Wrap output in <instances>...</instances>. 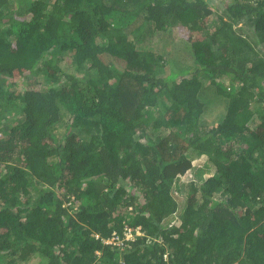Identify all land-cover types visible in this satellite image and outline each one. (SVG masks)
Listing matches in <instances>:
<instances>
[{
	"label": "trees",
	"instance_id": "trees-1",
	"mask_svg": "<svg viewBox=\"0 0 264 264\" xmlns=\"http://www.w3.org/2000/svg\"><path fill=\"white\" fill-rule=\"evenodd\" d=\"M0 264H264V0H0Z\"/></svg>",
	"mask_w": 264,
	"mask_h": 264
},
{
	"label": "rangeland",
	"instance_id": "rangeland-1",
	"mask_svg": "<svg viewBox=\"0 0 264 264\" xmlns=\"http://www.w3.org/2000/svg\"><path fill=\"white\" fill-rule=\"evenodd\" d=\"M215 3H212L211 6L212 8L214 9V12H216L218 15L221 14V11L219 9H217V7L214 5ZM189 37V30L188 28H182L181 30L179 29H176V32H175V38L172 42V44L170 45L171 47L175 48L177 50L174 51V53L172 54L173 58L176 59L177 61H181L182 59H184V61H187L188 57H189V53L186 52L184 54V57L182 54V52H184V47L187 46V42L185 41L186 39H188ZM170 47V48H171ZM183 61V60H182ZM25 127L23 126L22 129H24ZM206 157L205 156H201L200 158H196L193 160V165H194V169H189L187 170V172L185 174H182L180 175V180L184 183H188V182H197L198 181V177L195 175V170H198V169H202L203 167H206L205 166V163H206ZM208 168V167H206ZM213 173V170L212 169H205L204 173H203V177L206 178L208 177L209 175H211ZM175 188V187H174ZM174 194L175 196L179 199L180 203H184V201H188V198L191 197L189 195H184L182 193H180L179 190H177V188L174 189ZM179 221V220H177ZM176 221H172L170 222V224H173L175 223ZM179 223V222H178ZM137 233V231H136ZM129 234V233H128ZM134 236V235H133Z\"/></svg>",
	"mask_w": 264,
	"mask_h": 264
},
{
	"label": "clouds",
	"instance_id": "clouds-1",
	"mask_svg": "<svg viewBox=\"0 0 264 264\" xmlns=\"http://www.w3.org/2000/svg\"><path fill=\"white\" fill-rule=\"evenodd\" d=\"M129 233V234H128ZM140 230L139 228L137 229V234H140ZM127 237H133L134 233H133V229L132 228H128V231L126 232Z\"/></svg>",
	"mask_w": 264,
	"mask_h": 264
}]
</instances>
